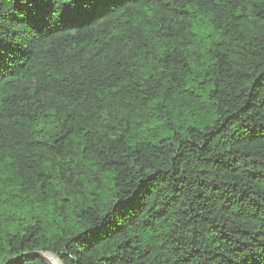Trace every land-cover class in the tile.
Masks as SVG:
<instances>
[{"label":"trees","instance_id":"obj_1","mask_svg":"<svg viewBox=\"0 0 264 264\" xmlns=\"http://www.w3.org/2000/svg\"><path fill=\"white\" fill-rule=\"evenodd\" d=\"M35 252L264 264V0H0V264Z\"/></svg>","mask_w":264,"mask_h":264},{"label":"bare ground","instance_id":"obj_2","mask_svg":"<svg viewBox=\"0 0 264 264\" xmlns=\"http://www.w3.org/2000/svg\"><path fill=\"white\" fill-rule=\"evenodd\" d=\"M51 257L54 258V259H52ZM46 258H47V260L49 261L50 264H62V263L58 260L57 257H55V256H53V255H51V254H47V255H46ZM55 258H57V259H55Z\"/></svg>","mask_w":264,"mask_h":264},{"label":"water","instance_id":"obj_3","mask_svg":"<svg viewBox=\"0 0 264 264\" xmlns=\"http://www.w3.org/2000/svg\"><path fill=\"white\" fill-rule=\"evenodd\" d=\"M47 254H51V253H43V252H35V253H33V255H35V256H37V257H40V258L44 259V260L46 261L47 264H50L49 261H48L47 258H46V255H47ZM51 255H53V254H51ZM53 256H55V255H53ZM55 257H56V256H55Z\"/></svg>","mask_w":264,"mask_h":264}]
</instances>
